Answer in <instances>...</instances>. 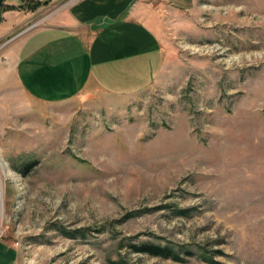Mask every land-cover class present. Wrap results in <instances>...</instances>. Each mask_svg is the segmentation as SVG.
I'll return each mask as SVG.
<instances>
[{"label":"rangeland","instance_id":"obj_1","mask_svg":"<svg viewBox=\"0 0 264 264\" xmlns=\"http://www.w3.org/2000/svg\"><path fill=\"white\" fill-rule=\"evenodd\" d=\"M155 11L149 88L60 103L21 91L0 32V264H264V0Z\"/></svg>","mask_w":264,"mask_h":264},{"label":"crops","instance_id":"obj_2","mask_svg":"<svg viewBox=\"0 0 264 264\" xmlns=\"http://www.w3.org/2000/svg\"><path fill=\"white\" fill-rule=\"evenodd\" d=\"M39 1L47 5L33 12L1 11L0 32L16 31V36L29 27L17 40V82L26 96L45 103L68 101L88 89L108 94L149 88L163 65L161 43L151 27L155 10L167 5L185 12L194 2L64 0L46 24L32 27L40 9L60 0ZM3 4L21 2L4 0Z\"/></svg>","mask_w":264,"mask_h":264},{"label":"trees","instance_id":"obj_3","mask_svg":"<svg viewBox=\"0 0 264 264\" xmlns=\"http://www.w3.org/2000/svg\"><path fill=\"white\" fill-rule=\"evenodd\" d=\"M47 1H39V0H21V4L18 6H2V9L4 10H29V11H35L39 7L46 5ZM28 165V166H27ZM30 165L26 164L23 165L25 169H27ZM20 172H22L19 169ZM178 215H186V210H176ZM71 236V235H67ZM132 249L136 253L140 254H147L153 257H161V258H169L174 261H182L180 258V254L182 249L178 248L177 246H169L165 244H151V243H142V244H133L131 245ZM186 253V255L190 252H183ZM201 257L203 260L207 262H212L211 258H207V256L204 253H201ZM118 264H121V261L117 262Z\"/></svg>","mask_w":264,"mask_h":264},{"label":"water","instance_id":"obj_4","mask_svg":"<svg viewBox=\"0 0 264 264\" xmlns=\"http://www.w3.org/2000/svg\"><path fill=\"white\" fill-rule=\"evenodd\" d=\"M3 2H4V0H0V10H1V7H2V4H3ZM29 28H27L26 30H28ZM26 30H24V31H22V32H20L19 34H17L16 36H18V35H20V34H22L23 32H25ZM15 36V37H16Z\"/></svg>","mask_w":264,"mask_h":264}]
</instances>
